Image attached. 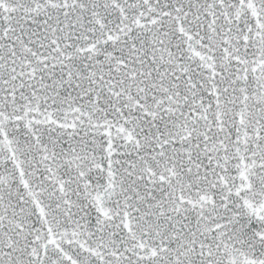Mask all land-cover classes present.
<instances>
[{
  "label": "snow or ice",
  "instance_id": "obj_1",
  "mask_svg": "<svg viewBox=\"0 0 264 264\" xmlns=\"http://www.w3.org/2000/svg\"><path fill=\"white\" fill-rule=\"evenodd\" d=\"M0 264H264V0H0Z\"/></svg>",
  "mask_w": 264,
  "mask_h": 264
}]
</instances>
